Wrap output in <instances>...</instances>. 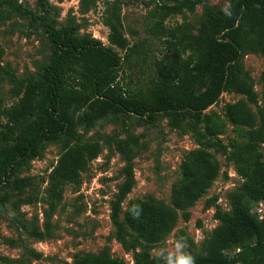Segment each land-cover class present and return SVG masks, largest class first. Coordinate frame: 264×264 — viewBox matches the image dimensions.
<instances>
[{
  "label": "trees",
  "instance_id": "trees-1",
  "mask_svg": "<svg viewBox=\"0 0 264 264\" xmlns=\"http://www.w3.org/2000/svg\"><path fill=\"white\" fill-rule=\"evenodd\" d=\"M204 1L198 27L186 15L182 23H165L183 10L193 13ZM228 1L223 10L207 0H151L155 7L149 32L164 44L165 52L155 60L147 82L130 91L119 81V74L133 45L121 31L117 13L105 20L110 30L106 46L90 35H79L76 25L58 27L49 0H36V9L24 7L18 0H0V20L12 14L26 19L29 27L46 36L50 48L49 59L38 72L19 77L2 64L4 48L0 44V87L8 79L10 94L17 98L4 105L0 97V206L6 210L10 204L16 210L20 203L40 200L47 205L46 229L15 217L18 229L35 241L49 236L50 219L66 186L79 185L83 172L103 149L99 139L85 138L98 122L112 118L126 123L136 116L155 124L167 117L171 127L196 135L199 146L184 155L169 202L147 195L130 200L123 209L135 184L138 141L130 134L114 137L125 165L124 181L111 202L113 237L131 253L133 264H181L184 256L162 257L152 250L172 232L180 216L189 220V209L218 177L221 164L212 148L226 155L242 182L228 192V210L214 206L219 223L201 246L183 230L176 238L195 264H264V218L255 212L258 203L264 202V105L252 108L257 95L242 61L248 53L264 51V0ZM114 47L126 51L125 56ZM260 80L264 87V70ZM224 91L244 98L225 105V119L216 112L206 113ZM227 122L242 140L228 145L221 142L219 135ZM48 143L58 144L60 150L46 178L20 176L32 160L43 156ZM74 262L127 264L107 246L98 252H80Z\"/></svg>",
  "mask_w": 264,
  "mask_h": 264
},
{
  "label": "rangeland",
  "instance_id": "rangeland-1",
  "mask_svg": "<svg viewBox=\"0 0 264 264\" xmlns=\"http://www.w3.org/2000/svg\"><path fill=\"white\" fill-rule=\"evenodd\" d=\"M53 5L52 15L58 27L67 24L76 25L79 35H90L109 46V27L107 18L120 17L123 34L133 45V51L124 62V69L119 74V81L131 91L143 86L153 71L157 58L165 52L164 44L154 39L149 28L154 19L151 13L155 4L151 0H49ZM24 7L36 9V0H18ZM213 7L223 10L229 5L228 0H207ZM205 1L196 5L193 13L183 10L166 19L165 23L174 26L182 23L184 16L196 27L199 25ZM0 44L4 48L2 64L19 76L32 74L48 61L50 48L46 36L31 28L27 20L17 15H10L0 20ZM114 51L125 56L126 51L114 47ZM128 53V51H127ZM244 70L253 80L257 103L256 110L263 107L264 87L260 80L264 70V51L248 53L242 58ZM12 83L4 79L0 87V97L4 105L17 100L9 89ZM244 98L241 94L224 91L219 100L206 113L216 112L225 119V105ZM203 130V124H199ZM128 134L138 141L135 148L134 174L135 184L122 203L125 209L133 199L152 195L169 202L174 182L180 176V164L184 155L198 147L196 135L183 133L168 123L167 117H161L155 124H149L136 116H131L126 123L121 119H106L98 122L85 138L99 139L103 149L99 156L91 161L82 174V182L67 185L62 202L50 219V234L44 240L35 241L24 231L18 229L14 218L36 224L46 229L43 201L20 203L16 210L7 204L5 210L0 206V264H75L74 257L80 252H98L103 247L110 248L114 256L123 258L127 264H133L131 253H127L113 237L114 227L110 219L111 202L115 199L120 184L124 181L125 161L115 147L116 135L125 138ZM222 143L228 145L232 140H242L233 124L227 122L223 134L219 135ZM60 146L48 143L43 156L31 161L28 169L20 176H34L36 180L45 177L56 164ZM221 164L218 177L208 192L203 195L190 210V218L185 221L181 216L172 232L152 250L153 255L181 258L191 256L184 243L178 242L180 231L187 233L201 246L206 237L218 225L214 218L215 205L222 210L230 208L228 192L237 187L242 179L234 170L226 155L210 149ZM46 183L39 187V196L43 195ZM213 206H208L211 200ZM41 254L36 258V254Z\"/></svg>",
  "mask_w": 264,
  "mask_h": 264
},
{
  "label": "built area",
  "instance_id": "built-area-1",
  "mask_svg": "<svg viewBox=\"0 0 264 264\" xmlns=\"http://www.w3.org/2000/svg\"><path fill=\"white\" fill-rule=\"evenodd\" d=\"M255 212L258 214L259 218H264V202H259L255 208Z\"/></svg>",
  "mask_w": 264,
  "mask_h": 264
},
{
  "label": "clouds",
  "instance_id": "clouds-1",
  "mask_svg": "<svg viewBox=\"0 0 264 264\" xmlns=\"http://www.w3.org/2000/svg\"><path fill=\"white\" fill-rule=\"evenodd\" d=\"M181 264H195V260L190 255L186 256L181 260Z\"/></svg>",
  "mask_w": 264,
  "mask_h": 264
}]
</instances>
